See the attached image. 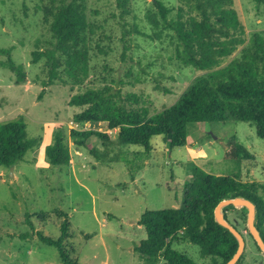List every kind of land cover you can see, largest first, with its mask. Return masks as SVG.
<instances>
[{"label":"rangeland","instance_id":"374dc122","mask_svg":"<svg viewBox=\"0 0 264 264\" xmlns=\"http://www.w3.org/2000/svg\"><path fill=\"white\" fill-rule=\"evenodd\" d=\"M59 1L0 0V47L12 48L13 60L23 65L25 73L24 81L19 82L17 74L0 63V123L23 115L29 137L37 140L12 171L0 165V264H63L58 248L38 236L60 237L63 213L70 222L65 244L79 264H146V258L134 250L136 243L147 237L145 227L139 224L142 214L179 208L193 166L242 181H264V138L246 121L192 123L188 140L203 157L195 154L198 158L192 159L186 146L170 148L158 135L151 139L158 155L152 157L150 152L139 157L134 179L126 162L111 161L110 157L125 155L135 160L144 147L119 146L118 130L107 132L104 124L97 123L99 131L111 137L105 142L92 138L101 150H109L105 161L70 141V164L51 165L45 148L55 129L73 128L74 115L84 109L70 105L74 94L110 86L123 94L136 93L141 101L135 106L153 114L174 104L196 77L205 73L176 57L173 32L151 20L157 16L153 0H130V13L123 18L117 0H86V14L93 24V31L86 33L88 75L79 84L68 79L45 86V58L33 63L32 53L55 42L45 9ZM163 1L173 9L170 17L174 16L178 0ZM235 8L248 37L254 31L264 32V3L235 0ZM125 30L131 32L124 38ZM6 59L0 54V62ZM232 136L255 159L227 158L226 143ZM225 212L247 241L240 264H264V252L249 232L248 209L235 207ZM174 247L198 264L209 261L193 243L175 241ZM164 261L162 258L158 264Z\"/></svg>","mask_w":264,"mask_h":264},{"label":"trees","instance_id":"16d2710c","mask_svg":"<svg viewBox=\"0 0 264 264\" xmlns=\"http://www.w3.org/2000/svg\"><path fill=\"white\" fill-rule=\"evenodd\" d=\"M117 1L123 18L130 13V0ZM255 1L264 3V0ZM153 5L159 18L154 16L151 20L173 32L177 40L176 57L183 64L205 73L197 76L174 104L153 114L145 107L135 106L141 101L136 93L123 94L121 89L110 86L74 94L70 105L84 107L74 115V123L90 122L93 127L70 130L57 127L52 142L45 148L46 159L51 165L70 164V141L105 161L109 150H101L93 144L92 138L96 136L105 142L111 137L99 131L97 123L118 130L116 142L119 146L144 147V151H137L140 154L136 153L135 160L125 155L110 157L111 161L126 162L134 179L136 161L139 162L144 154L149 156L152 137L162 135L170 148L184 147L188 143V125L192 123L246 121L255 125L258 136L264 138V32L254 31L247 36L235 0H178L172 17L173 9L163 0H153ZM45 16L51 19L55 42L52 47L32 53L33 63L45 58V86L68 79L82 83L89 67L86 33L93 31L86 14V0H60L59 4L45 9ZM130 32L125 30L124 38ZM128 47L124 45L125 49ZM0 54L7 57L0 62L2 66L14 71L19 82L24 81V67L13 60L12 48L0 47ZM226 59H229L227 63ZM36 145L37 140L28 135L23 115L0 123L1 166H15ZM226 145L227 158L255 159L236 136ZM238 196L256 204V223L264 238V181H242L193 166L179 208L147 210L142 214L139 224L145 227L147 237L136 243L135 252L146 258V264H158L162 258L164 264H198L174 247L175 241H187L200 248L202 258H209L204 264H226L236 253L238 240L216 221L214 212L223 199ZM229 208L235 207L231 205L224 211ZM63 216L60 237L55 239L43 233L38 236L46 244L58 248L63 264H79L71 258L65 244L70 237V222L66 213ZM244 256L245 251L237 264Z\"/></svg>","mask_w":264,"mask_h":264},{"label":"water","instance_id":"95a60500","mask_svg":"<svg viewBox=\"0 0 264 264\" xmlns=\"http://www.w3.org/2000/svg\"><path fill=\"white\" fill-rule=\"evenodd\" d=\"M11 171L14 169V166L10 167ZM234 207H246L248 209V226L249 232L255 239L259 248L264 252V238L257 226L256 223V213L257 207L256 204L248 198L238 196L234 198H227L223 199L215 208V219L216 221L228 229L238 240V249L233 257L226 263V264H237L239 259L241 258L242 254L246 248V238L244 234L233 224L229 221L226 217V213L224 211L225 208L229 206Z\"/></svg>","mask_w":264,"mask_h":264},{"label":"crops","instance_id":"0c3cea01","mask_svg":"<svg viewBox=\"0 0 264 264\" xmlns=\"http://www.w3.org/2000/svg\"><path fill=\"white\" fill-rule=\"evenodd\" d=\"M158 136V135H157ZM154 138H157L156 136H154V137H152V140L154 139ZM217 139H218V137H217ZM190 140H188V143H187V145H186V147L189 149L188 151L190 152V157L192 158V159H195L196 160V158H198L197 156H195V154H202L201 155V157H203V153H202V151L200 150H197V147H191V145H190ZM151 145H152V150H151V154H152V157H154V156H156V155H158V153H156V148H155V145L151 142ZM77 152H81V151H79V150H77ZM191 153H194V154H191ZM150 154V155H151ZM79 156H82V155H79ZM200 157V158H201ZM153 159V158H152ZM147 163H149V162H147ZM138 175V174H137ZM136 178H137V176H136ZM135 178V179H136Z\"/></svg>","mask_w":264,"mask_h":264},{"label":"built area","instance_id":"2783aa9c","mask_svg":"<svg viewBox=\"0 0 264 264\" xmlns=\"http://www.w3.org/2000/svg\"><path fill=\"white\" fill-rule=\"evenodd\" d=\"M92 124L90 122H84V123H81V124H75L74 123V126L73 128H76V129H89V128H92ZM117 130V129H115ZM111 132L112 130L108 129L107 132Z\"/></svg>","mask_w":264,"mask_h":264}]
</instances>
